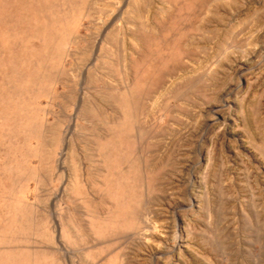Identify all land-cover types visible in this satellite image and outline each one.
Segmentation results:
<instances>
[{
  "label": "rangeland",
  "instance_id": "1",
  "mask_svg": "<svg viewBox=\"0 0 264 264\" xmlns=\"http://www.w3.org/2000/svg\"><path fill=\"white\" fill-rule=\"evenodd\" d=\"M0 264H264V0H0Z\"/></svg>",
  "mask_w": 264,
  "mask_h": 264
},
{
  "label": "bare ground",
  "instance_id": "2",
  "mask_svg": "<svg viewBox=\"0 0 264 264\" xmlns=\"http://www.w3.org/2000/svg\"><path fill=\"white\" fill-rule=\"evenodd\" d=\"M56 216V215H55ZM56 218V217H55Z\"/></svg>",
  "mask_w": 264,
  "mask_h": 264
}]
</instances>
